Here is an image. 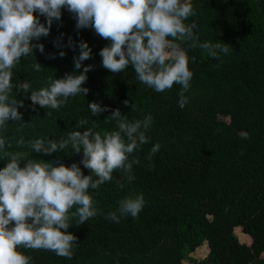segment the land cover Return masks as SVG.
Wrapping results in <instances>:
<instances>
[{
  "label": "trees",
  "instance_id": "16d2710c",
  "mask_svg": "<svg viewBox=\"0 0 264 264\" xmlns=\"http://www.w3.org/2000/svg\"><path fill=\"white\" fill-rule=\"evenodd\" d=\"M190 3L195 15L185 23L193 25L194 39L174 41L184 49L192 72L182 109L177 105L180 85L155 92L136 79L131 65L116 73L104 68L99 52L110 41L90 27L77 30L74 14L64 8L49 35L32 42L43 44L44 52L34 48L14 66L13 83L29 81V92L47 87L50 77L79 74L88 65L92 69L82 85L88 93L69 97L58 110L33 109L30 94L13 88L10 98L23 101L18 108L23 124L9 120L0 128L5 140L0 168L9 159L6 153H15L22 154L20 167L28 161L66 167L76 163L90 175L80 163L83 153L72 151L70 144L64 151L44 154L34 152L29 141H59L68 132L87 129L103 136L117 130V121L110 118L114 110L130 122L152 116L145 133L148 143L128 157L139 161L132 166L134 179L128 181L115 169L112 180L89 189L99 212L83 224L71 215L76 206L69 209L66 231L76 237L71 257L18 247L30 264H182L186 251L203 245L208 264H264V0ZM39 19L45 23L42 15ZM80 41L92 54L75 69ZM205 43H221L227 52L217 49L212 56L201 46ZM60 51L66 54L60 57ZM93 102L107 110L92 116L88 104ZM81 120L85 123L76 128ZM241 130L247 139L239 137ZM21 139L24 143L18 144ZM156 143L161 147L149 160ZM136 195L143 196L144 206L135 218L126 215L118 223L105 218L120 200ZM237 228L249 237V245L237 240Z\"/></svg>",
  "mask_w": 264,
  "mask_h": 264
},
{
  "label": "clouds",
  "instance_id": "9594fccd",
  "mask_svg": "<svg viewBox=\"0 0 264 264\" xmlns=\"http://www.w3.org/2000/svg\"><path fill=\"white\" fill-rule=\"evenodd\" d=\"M62 8L74 14L77 30L90 27L110 41L99 52L104 68L116 73L131 65L136 79L155 92L170 89L174 83L180 85L177 105L184 108L187 103L184 92L189 88L192 72L184 49L174 41L194 39L193 25L185 23L195 15L190 0H0V128L9 120L23 124L22 113L18 111L23 101L10 98L13 88L16 93L30 94L33 109L39 105L58 110L69 97L88 93L89 89L82 85L91 65L79 74L66 73L61 79L50 77L47 87L31 92L29 81L13 83V68L21 57L33 54L34 48L44 52L43 44L32 42L49 35L53 21L61 18ZM41 15L45 23L40 22ZM201 46L212 56L217 55V49L227 52L221 43ZM78 48L79 55L73 58L75 69H80L81 62L92 54L84 41L79 42ZM65 54L58 53L60 57ZM50 58L54 59L55 54ZM34 68L40 70L41 66L35 63ZM88 109L92 116L107 110L94 102L88 104ZM110 118L117 121V130L103 136L87 129L68 132L59 141L40 138L29 141L34 152L44 154L64 151L70 144L72 151L83 153L80 163L90 170V175H84L76 163L66 167L28 161L20 167L22 154L6 153L9 159L0 168V264H30V257L19 252L18 247L45 249L57 256L71 257L76 237L66 231L71 226L69 209L76 206L71 215L78 218L79 225L83 224L99 212L93 206L89 189L95 190L112 180L115 169H121L128 181L134 179L132 166L139 161H130L128 157L148 143L145 133L152 116L147 114L143 120L130 122L119 110H114ZM84 123L81 120L75 127ZM238 135L248 138L243 130ZM4 146L5 140L0 137V150ZM160 147L159 143L153 144L147 158L151 160ZM143 206L142 195L125 197L105 218L117 223L126 215L135 218Z\"/></svg>",
  "mask_w": 264,
  "mask_h": 264
},
{
  "label": "rangeland",
  "instance_id": "374dc122",
  "mask_svg": "<svg viewBox=\"0 0 264 264\" xmlns=\"http://www.w3.org/2000/svg\"><path fill=\"white\" fill-rule=\"evenodd\" d=\"M234 235L240 243L246 245L250 244L249 237L244 235L239 228L234 230ZM207 251L208 250L205 245L201 246V248H198L194 252L186 251L182 264H208V262L205 260Z\"/></svg>",
  "mask_w": 264,
  "mask_h": 264
}]
</instances>
